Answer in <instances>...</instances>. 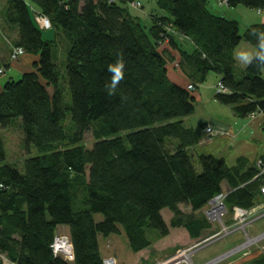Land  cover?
Masks as SVG:
<instances>
[{
  "label": "trees",
  "instance_id": "1",
  "mask_svg": "<svg viewBox=\"0 0 264 264\" xmlns=\"http://www.w3.org/2000/svg\"><path fill=\"white\" fill-rule=\"evenodd\" d=\"M217 1L264 12V0ZM129 3L143 8L139 0L3 3L0 34L14 31L13 45L33 62L17 79L4 80L17 60L13 51L8 59L0 55V125L20 118L26 146L39 152L20 171L2 163L0 137V255L12 264H103L98 238L122 232L138 256L170 228L199 240L212 225L197 212L223 193V183L230 187L228 209L263 201L256 162L249 165L240 156L229 165L222 156L195 153L200 139L185 118L195 112V93L213 73L225 89L215 99L234 116L264 115V64L256 55L243 69L235 61L244 40L260 51L264 22L241 33L239 20L213 12L210 0H155L145 18L133 15ZM37 15L48 18L50 27L39 26ZM50 28L54 38L46 39L42 31ZM179 35L193 41L194 49H183ZM61 38L69 47L64 69L54 58ZM162 44L169 48L160 50ZM170 49L180 55L186 86L169 75L175 61ZM110 67L120 72L111 92ZM90 128L95 141L87 148ZM182 204L191 211L183 212ZM165 208L173 216L169 225ZM60 226L68 227L72 242L69 262L52 252ZM150 230L157 231L155 239Z\"/></svg>",
  "mask_w": 264,
  "mask_h": 264
},
{
  "label": "rangeland",
  "instance_id": "2",
  "mask_svg": "<svg viewBox=\"0 0 264 264\" xmlns=\"http://www.w3.org/2000/svg\"><path fill=\"white\" fill-rule=\"evenodd\" d=\"M4 1L5 0H0L1 11L3 9ZM139 1L143 4V8L138 5L133 6L130 3L127 5L129 11H131L133 15H143V12H150L152 7L155 6V0ZM215 4H218L217 0H210L209 8L215 13L221 15V10L223 9L218 8ZM223 8L226 9L225 7ZM243 9L249 8L239 5L232 8L230 13H226L230 18L238 17L237 19L241 22V33L244 32L245 25L250 24V19L246 18L244 13H242ZM258 12L262 13L261 11ZM258 12L255 10L257 17L264 16V12L260 15ZM258 19L259 18L254 17L253 20ZM3 21V17L0 16L1 25L4 24ZM7 30L4 31V34H0V55L5 59H8L9 56L7 47L10 46L11 51H14L16 48L13 45L15 32ZM42 33L43 37L46 39L54 38L53 34L55 33V30L50 28L48 30H43ZM247 43L248 42L245 40L241 43L240 47L237 49L236 59L238 54L241 53V50H245V47H249L247 46ZM57 47L54 58L59 66L64 69L66 61L65 57L69 47H67L66 41L63 38L58 39ZM163 49L164 47H160V50ZM247 53H249V51H247ZM27 59H29L28 55L18 57L17 63H15L17 64L16 67L20 68L23 72H28V70L31 69V64H27ZM236 61L239 68L243 69L247 66V64L238 59ZM6 72L4 80H6L8 75H12L15 79L21 76V73L18 71L16 72L13 69L6 70ZM211 75L208 84L214 86L213 83H216L218 85L216 74L213 73ZM214 91L215 89L212 88L204 91L203 95L205 98H203L202 101L196 102V109L193 115L185 118V124L196 128L199 137H206L207 135V138L210 140L215 138H213L214 131L208 133L206 130V127L209 125L205 126L206 133H203L205 132L203 125L205 122H208L209 116L214 115L226 117L232 113V110L228 105H222L217 101L214 103L210 102L213 99ZM257 116L258 115L252 114L250 117L255 118ZM225 119L229 120L228 117ZM244 119L247 120L248 118H240L239 120ZM256 119L258 121L257 123H260L259 125L256 124L254 127L251 126L249 128H254V130H252V134L248 136V139L238 136L234 143L229 146V144L222 145L223 139L217 137V142L214 144L216 151H218L216 154L224 157L227 164L234 165L237 163L238 156H244L249 160V165H254L255 159L260 155H264V115H259ZM65 123L67 124L68 129H70L72 125L70 118H68ZM118 134H121L122 136L125 135L124 132ZM0 137L4 143L6 158L2 163H11L14 167L24 172L25 159L39 155L35 146L31 145L30 149L26 146L23 125L20 118L12 122L9 127L4 128L0 125ZM94 141L95 139L92 129L90 128L85 132L83 144L87 148H92ZM195 153H198L197 150ZM224 187L223 193H221L224 196L222 200L223 203L230 191V187H227L226 184H224ZM212 200L213 201L209 202L206 208L197 213L205 214L204 211L211 208V205H216L214 202L215 197ZM234 207L236 206L228 209L224 203V210L221 211L219 217L212 219L208 215L209 218H207L210 221L212 228L209 229V231H205L199 240H194L189 237V234L185 229L170 228V234L166 236V238L156 239L153 246L145 249V252L138 256V253L133 252L130 249L127 235L125 232H122L120 235L112 234L108 238L101 236V252L106 255L104 257H115L118 264H252L254 261L264 259V207L262 210L257 209L254 214L251 213L252 215L248 216L246 214H249L247 211L250 209L240 207L247 211L245 214L241 212L242 214L238 215L234 212ZM181 209L185 213L191 211L188 205L182 204ZM102 217L101 213L95 214V220L97 221L102 220ZM162 217H164L166 223L169 225L173 216L171 211L168 208H165L162 211ZM254 218L256 219L252 220ZM156 233V230H150L149 237H154L153 239H155V236L157 235ZM57 234L68 236L69 232L62 226L58 227ZM0 260L2 264H11L8 257L4 254L0 255Z\"/></svg>",
  "mask_w": 264,
  "mask_h": 264
},
{
  "label": "crops",
  "instance_id": "3",
  "mask_svg": "<svg viewBox=\"0 0 264 264\" xmlns=\"http://www.w3.org/2000/svg\"><path fill=\"white\" fill-rule=\"evenodd\" d=\"M215 6H217L220 9H223V10H221L222 11L221 15L226 16V17H228L226 13H228V12L230 13L231 9L234 8V7H232V8L229 7L226 4V2H223V1H218V4H215ZM223 7H225L226 9H224ZM152 9H153V7H152ZM248 10L249 9H243L242 10V13H244V16L246 18L250 19V24L245 25V29H247V27H249L250 25H252L254 23L264 22V16L257 17L256 14H255V10L254 11L253 10H251V11L249 10L248 11ZM147 13L148 12H145V13L143 12L142 16L145 18ZM258 13L260 15L263 12L262 13L258 12ZM216 14H218V13H216ZM254 17L259 18V19L258 20H253ZM232 18H234V17H232ZM236 18H238V17H236ZM239 25L241 26V22H240ZM177 42H178V44L179 43L181 44V47L183 49H186V50H189V51L191 49H194V47H195V43L193 41L189 40L188 38H186L184 35H179ZM247 44L246 45L249 46V47H245V50H241V52H246L247 53V51H249L248 54H250V55H252V57H254L256 55L257 50L254 49L252 47V45H250L249 43H247ZM240 45H241V43H240ZM240 45L235 49V61L237 60L236 59L237 49L240 47ZM161 47H164V49H168L169 48V46L167 44H162ZM7 49H8V53H10L11 52L10 46L7 47ZM169 51L173 55V57L175 59V61H172L171 63H169L170 64L169 75L171 76L173 81L176 82L178 85H184V86L188 85L189 84V80H188L187 76L182 72V70L179 67V61H180L179 53H177V52H175L174 50H171V49ZM8 58H9V56H8ZM28 58L30 60L27 59L28 60L27 64H31L33 62L32 56L28 55ZM16 66H17V64H13L11 69H13L16 72L18 71L19 73H23V71L20 70V68H18ZM237 66H238V64H237ZM211 76L212 75L208 76L207 80L205 82H203V84L200 85L199 90L195 93V95L197 96V99H198L197 102L198 101H202L203 98H205L204 95H203V92L206 91V90H210L211 88L215 89V91L213 92V95H214L213 99L210 102L214 103V102L217 101L215 99V94L217 92V84L213 83L214 86L211 85V84H208V81L210 80ZM216 77H217V81H218L219 80V76L216 75ZM259 115H261V114H258V116ZM258 116L255 117V118L248 117L247 120H245V119L244 120H239L240 118L234 116L233 112L230 113L229 116H226V117L229 118V120H226L225 119L226 117H219V116H214V115L209 116L208 122L204 123L203 129H204L205 132H203V133H206L205 126H207V125L211 126L213 128V131H214L213 132L214 133L213 134V138H215L216 140L215 139L210 140L209 138H207V135H206V137H203V136L199 137V134H198L196 128H194L196 133H197L198 139H200L199 143L196 146H194V149H193L194 152L197 150V152L199 154H213V155L217 156L216 153L218 151H216V149L214 147V144L217 142V139L219 137H221L223 139L222 145L223 144H226V145L229 144V146H231V144L234 143V141L236 140V138L238 136L248 139V136L251 135L252 134V130H254V128H252V129H249V128L251 126L254 127V125H256V124L259 125V123H260V122L257 123L258 121H257L256 118H258ZM205 144H207V145H205ZM218 150H220V149H218ZM261 156H264V155H260L259 157H257L254 162L257 163L258 159H260ZM239 157L240 156H238V158ZM242 157H244V156H242ZM224 184H226V183H223V190L225 188ZM60 227H62V226H60ZM64 228L68 231V227H64ZM98 241L100 242V249H101V238L100 237L98 238ZM104 256H106V255L103 253V257Z\"/></svg>",
  "mask_w": 264,
  "mask_h": 264
},
{
  "label": "built area",
  "instance_id": "4",
  "mask_svg": "<svg viewBox=\"0 0 264 264\" xmlns=\"http://www.w3.org/2000/svg\"><path fill=\"white\" fill-rule=\"evenodd\" d=\"M36 22L39 23L40 26H42L43 28H48L50 27V21L48 18H45L41 15H37L36 16ZM24 55V50L16 47L15 50L12 53V59L17 60L18 57ZM1 73V72H0ZM218 91L221 92H225L224 86L220 83H218ZM194 86L193 85H189V88L192 89ZM206 130L208 133L213 132V128L207 126ZM257 168L259 169V173L256 177H260L262 178V180H264V158H260V160L257 161L256 163ZM262 197H263V202L260 205H256L253 206L250 210H244L242 208L239 207H234V212L238 215H241L243 212L245 214V212L247 211L249 214L248 215H252L256 212L257 209L262 210L264 207V181L262 184V187L260 188ZM224 196L223 194H218V196L215 197L214 202L216 203V205L212 206L211 208H208V210H205V215H207V217L209 218V216L212 219H216L217 217H219L221 211L224 210V203L222 202ZM213 200H211L210 202H212ZM252 213V214H251ZM209 215V216H208ZM264 215V213H263ZM262 215V216H263ZM261 217V216H260ZM256 218L252 219L255 220ZM53 244L51 245L52 248V252L53 254L58 257L61 256L62 258H64V260L66 261H72L74 258V253H73V247H72V242H70V236L68 235H56V237L54 238ZM103 264H118L117 260L115 257H104Z\"/></svg>",
  "mask_w": 264,
  "mask_h": 264
},
{
  "label": "clouds",
  "instance_id": "5",
  "mask_svg": "<svg viewBox=\"0 0 264 264\" xmlns=\"http://www.w3.org/2000/svg\"><path fill=\"white\" fill-rule=\"evenodd\" d=\"M260 43H259V49L260 51L258 53H256V56L258 58V60L264 64V33H261L258 35ZM252 55L246 53V52H241L238 54L237 59L245 64H248L252 61ZM109 71L114 73V77L112 80L111 85L109 86V91H114L115 87L117 85L118 80L120 79V72L118 70V68L115 67H110Z\"/></svg>",
  "mask_w": 264,
  "mask_h": 264
},
{
  "label": "bare ground",
  "instance_id": "6",
  "mask_svg": "<svg viewBox=\"0 0 264 264\" xmlns=\"http://www.w3.org/2000/svg\"><path fill=\"white\" fill-rule=\"evenodd\" d=\"M262 158V157H261ZM188 257V256H187ZM178 258H180V257H178Z\"/></svg>",
  "mask_w": 264,
  "mask_h": 264
}]
</instances>
